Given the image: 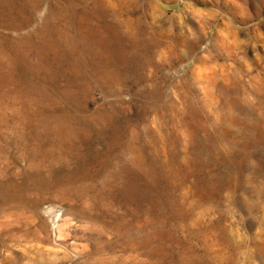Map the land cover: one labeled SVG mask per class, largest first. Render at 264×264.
<instances>
[{"label":"rangeland","instance_id":"1","mask_svg":"<svg viewBox=\"0 0 264 264\" xmlns=\"http://www.w3.org/2000/svg\"><path fill=\"white\" fill-rule=\"evenodd\" d=\"M0 264H264V0H0Z\"/></svg>","mask_w":264,"mask_h":264}]
</instances>
